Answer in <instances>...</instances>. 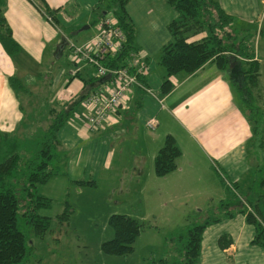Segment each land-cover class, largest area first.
<instances>
[{
    "label": "crops",
    "instance_id": "crops-1",
    "mask_svg": "<svg viewBox=\"0 0 264 264\" xmlns=\"http://www.w3.org/2000/svg\"><path fill=\"white\" fill-rule=\"evenodd\" d=\"M102 1L104 0H5L3 12L20 50L14 55H9L0 42V152L5 153L0 155V161L13 154H9V151L18 148L16 140L11 136L18 131V125H26V133H29L27 128L31 129L26 116H32V113L25 112L24 97L19 94L23 90L27 93V88L18 90L11 82V78L19 72L14 56L20 54L22 48L30 54L38 53L43 56L44 39L52 41L57 35L56 28L59 27L60 16L67 13L68 7H71L72 11L92 9V12L97 13L98 5ZM139 1L135 16L131 13L129 2L126 9L136 28L137 48L148 56L149 71L143 81L139 80L150 91L134 85L126 102L107 118L103 126L95 130H90L85 123L87 119L83 115L85 111L86 116L84 107L80 110V116L69 117L58 131L60 149L67 156L64 157V165L67 167L64 176L70 183L84 179L94 181L84 185L94 186L97 183L95 176L113 171L118 153L114 147L115 138H118L119 131L123 135L129 133L121 127L125 121L131 125L140 148L139 155L131 164L141 169L139 173L136 172L138 177H142L149 168L151 182H159V179L161 182H170L173 179L179 183L178 186L183 185L189 191L191 182L204 183L199 191L209 198L220 199V205L213 204L210 206L211 210L207 211L208 215L214 212L212 218L217 217L219 220L210 222L202 232L199 264H264V248L252 242L255 226L247 221L243 206L231 203L222 211L225 201L224 182L219 171L221 167L233 179L235 188L245 181V175H249L251 178L248 179L245 190L253 202L248 204V209L256 211L258 206L264 212V193L258 188L264 184V143L260 145V154L255 149L252 154L250 148H256L257 145L248 116L236 97L230 81V72L220 68L214 61L206 62L193 73L180 72L167 77L165 67L161 68L160 62H156L154 57L173 39L169 26L178 17H175L176 9L168 0ZM217 1L234 17V23L230 27L234 34L239 37L250 34L254 37V59L260 64V92H263L260 98L264 100V0ZM89 3H92V6ZM145 7H149L148 10H145ZM154 8L161 9L162 12L150 16ZM48 10H54V14ZM89 13L90 10L80 14V17L86 15L81 21L97 22L106 14H99L94 18ZM50 17L55 23L51 22ZM154 33L157 41L151 43L147 38ZM66 45L68 40L59 43L62 53ZM69 59L73 57L70 56ZM73 67L69 71V81L64 79L60 84L63 88H67L77 79L80 80V88L83 91L86 85L89 87L88 91L93 87L98 89L114 86L106 76L101 77L100 81H93L95 69L85 61H75ZM166 79L171 85L167 91L164 86ZM74 99L71 98V102L66 103L65 111L73 104ZM25 101V104L32 103L29 97ZM80 103L83 104V101ZM27 107L29 112H32L30 107ZM152 117L157 120L155 129L146 124ZM261 123L264 125V114ZM49 126L44 130L37 127L38 133H32V136H37L35 140L32 141L30 137L26 139L28 147L39 148V143ZM167 135L175 138L182 152L177 159V169L165 176H159L155 172V156ZM120 155L122 157L123 152ZM122 163L120 161L121 166ZM122 171L133 174L132 169L127 170L125 167ZM258 175L263 177L261 184ZM115 189V186L110 188L112 191ZM44 193L46 196L51 195ZM199 211L204 213V210ZM229 212L234 215L225 216ZM222 236L232 239L226 248L220 245Z\"/></svg>",
    "mask_w": 264,
    "mask_h": 264
},
{
    "label": "rangeland",
    "instance_id": "rangeland-1",
    "mask_svg": "<svg viewBox=\"0 0 264 264\" xmlns=\"http://www.w3.org/2000/svg\"><path fill=\"white\" fill-rule=\"evenodd\" d=\"M107 2L108 0H104L98 5L97 13L92 12V9L72 11L71 7H68L67 13L60 16L59 27L56 28L57 35L52 41L44 39L43 56H39L38 53L30 54L24 48L20 54L14 56L19 68L16 76L27 88V93L24 90L19 93L22 98L24 97V110L32 113V116L29 114L26 116V121H30L31 124V129L27 128L29 133H26V125L23 127L19 124L16 128V131L19 128L18 131L11 134L18 148L9 151V154L19 153L21 156L15 173L17 175L14 174L20 181L23 173L27 171L28 161L36 154V148L28 147L26 139L30 137L34 141L37 136H32V133L36 131L38 133L37 127L40 125L38 127L40 130L48 127L57 113L65 112L66 103L71 102V98L77 99L83 92L79 79L67 88L60 86L64 79L69 81V71L74 68L75 61L82 62L69 48L70 44L81 45L98 32V21L84 23L81 20L85 19L86 15L80 17V14L88 13L90 10L89 14L95 18L105 11ZM128 2L131 5V13L135 16L140 1ZM89 5L92 6V3ZM148 8L145 7V10ZM157 12L162 11L154 8L150 16ZM175 13L177 17L178 12ZM51 22L55 23L53 19ZM86 25L90 27L83 29ZM147 39L151 43H156V34L150 35ZM63 40H68L69 44L62 53L59 43ZM137 43L136 37V47ZM161 52L155 54L156 62L160 61ZM70 56L73 59H69ZM159 65L161 68L164 67L162 64ZM18 90H22V87H18ZM236 93L238 95V92ZM262 94V91L259 92L254 104L264 109V100L260 98ZM28 97L32 99L31 104H25ZM237 99L241 101L238 96ZM27 106L32 112H29ZM83 107L82 103L76 104L70 117L80 116ZM83 115L86 117L85 111ZM85 123L88 124L87 120ZM121 127L129 133L123 135L119 131L118 138H115L114 147L118 153L113 171H103L104 173L95 176L97 183L94 186L70 183L64 173H59L49 179L47 184L38 186V192L51 201L49 206H42L37 211L39 215L47 217L48 228L41 234L36 228L35 221L29 222L24 216L19 215V226L28 239V253L20 264H158L157 260L160 258L176 259L180 243L178 236L181 233H185L198 220L202 223L215 215L214 212L208 215L207 211L211 210L210 206L213 204L220 205L221 201L200 192L204 183L191 182L189 191L183 185L178 186L179 183L173 179L170 182H161L160 179L159 182H151L149 168L142 177H138L136 172L139 173L141 169L131 164L140 153L139 144L129 123L124 121ZM255 137L257 147L250 148V151L253 154L256 150L260 154L262 149L259 143L264 136L258 134ZM3 153L0 152V155L3 156L5 154ZM64 160L61 158V165L66 170ZM120 161L123 162V166ZM123 167L127 170L132 169L133 174L123 173ZM219 171L224 182L225 201L222 204V211L227 208V204L241 206L253 202L245 190L249 183L248 179L251 178L249 175H245L243 177L245 181L240 187L235 188L233 179L221 167ZM258 178L261 179V184L262 175H258ZM111 186H115L116 189L110 190ZM258 188L264 193V184ZM44 192L51 195L46 196ZM66 207L70 209L69 218L60 219L59 216ZM199 210H204V213ZM114 213L133 216L143 225L135 241L134 251L126 255L111 254L102 249V243L114 237L115 232L109 222L110 216Z\"/></svg>",
    "mask_w": 264,
    "mask_h": 264
},
{
    "label": "trees",
    "instance_id": "trees-1",
    "mask_svg": "<svg viewBox=\"0 0 264 264\" xmlns=\"http://www.w3.org/2000/svg\"><path fill=\"white\" fill-rule=\"evenodd\" d=\"M128 1L109 0L104 9L106 13L114 14L126 34L123 50L107 61V64L114 68L128 66L131 52L140 50L135 45L134 22L126 9ZM168 1L178 12V17L169 26L173 39L162 48L159 61L165 67L167 77L180 72L193 73L206 62L214 61L220 68L230 72V81L236 97L240 98L239 102L248 116L254 139L258 134L264 136V125L261 123L264 110L254 104V99L256 100L260 92V64L254 59V37L250 34L241 37L234 34L230 27L235 19L217 0ZM4 5L5 0H0V42L9 55H14L19 52L20 45L6 20ZM48 11L54 14V10ZM147 59L148 56L145 58L146 63ZM146 75L147 73L139 74L138 79L143 81ZM96 79L100 81L102 78L95 75L93 81ZM11 82L16 89L25 88L20 78L16 76L11 78ZM168 85L166 79L165 91L170 89L171 85ZM93 89L88 91L89 87L86 85L83 93L74 100L67 111L57 113L42 137L36 154L28 161L27 171L23 173L21 181L15 176L21 159L19 153H13L0 161V264H20L28 253V239L19 226V215L24 216L29 222L35 221L39 233L43 234L47 230V217L39 215L37 211L42 206H49L51 201L38 192V186L59 173H66L61 165V158L67 156L60 149L58 131L69 119L74 106L82 102L95 90ZM263 143L264 137L259 145L262 146ZM181 152L175 138L167 135L163 146L155 156V172L159 176H165L176 170L177 159ZM75 182L81 185L92 184L94 181L78 179ZM242 206L247 221L255 226L252 242L264 248V212L258 206L256 211L249 210L248 204ZM68 207L59 216L60 219L69 218ZM233 215L234 213L229 212L225 216ZM216 220L219 218L207 219L202 223L197 221L185 233L178 236L180 243L175 255L176 259L160 258L157 263L199 264L202 232L210 222ZM109 222L115 234L113 238L102 243V249L117 255L133 252L135 241L143 228L141 221L128 214L114 213L110 216ZM231 241V238L222 236L220 245L226 248Z\"/></svg>",
    "mask_w": 264,
    "mask_h": 264
},
{
    "label": "built area",
    "instance_id": "built-area-1",
    "mask_svg": "<svg viewBox=\"0 0 264 264\" xmlns=\"http://www.w3.org/2000/svg\"><path fill=\"white\" fill-rule=\"evenodd\" d=\"M49 19L52 20V17ZM97 25L98 32L94 37L81 45L72 43L69 46L78 58L94 67L96 76L101 78L110 74L111 82L114 85L111 88L104 86L95 89L83 100L90 130L103 126L107 118L126 102L129 91L134 85L150 91L138 79L139 74H146L149 71L143 51H132L128 66L114 68L107 64L108 60L123 50L126 42L125 31L114 14L106 13L100 18ZM146 124L149 128L155 129L157 120L152 117Z\"/></svg>",
    "mask_w": 264,
    "mask_h": 264
},
{
    "label": "water",
    "instance_id": "water-1",
    "mask_svg": "<svg viewBox=\"0 0 264 264\" xmlns=\"http://www.w3.org/2000/svg\"><path fill=\"white\" fill-rule=\"evenodd\" d=\"M105 13H106V11L103 12V14H105ZM86 28H89V25L84 26L83 29H86ZM106 77L109 79V78L111 77V75L109 74V75H107Z\"/></svg>",
    "mask_w": 264,
    "mask_h": 264
}]
</instances>
